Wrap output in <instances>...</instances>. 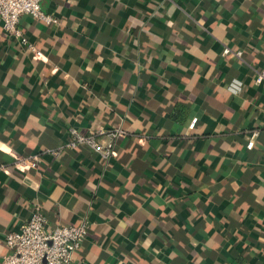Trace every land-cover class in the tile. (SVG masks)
<instances>
[{
  "label": "crops",
  "instance_id": "1",
  "mask_svg": "<svg viewBox=\"0 0 264 264\" xmlns=\"http://www.w3.org/2000/svg\"><path fill=\"white\" fill-rule=\"evenodd\" d=\"M39 8L58 24H18L41 58L0 22V259L37 203L49 228L85 220L70 264H264V0ZM69 127L124 134L107 162L46 153ZM33 154L36 168L15 165Z\"/></svg>",
  "mask_w": 264,
  "mask_h": 264
},
{
  "label": "built area",
  "instance_id": "2",
  "mask_svg": "<svg viewBox=\"0 0 264 264\" xmlns=\"http://www.w3.org/2000/svg\"><path fill=\"white\" fill-rule=\"evenodd\" d=\"M40 0H0V22L5 34L32 52L35 59L42 57V51L28 43L21 27L18 24L20 15L26 14L40 21L46 26L55 27L58 19L39 8ZM222 55L240 58L239 49L231 50L224 46ZM254 84H264V70H259L253 77ZM227 90L237 94L241 90L239 80H231ZM194 118L188 123L192 128ZM67 141L52 150L45 152L57 156L63 148L73 149L78 145L89 148L99 158L108 161L115 157L114 141L124 134L120 128L97 129L91 134H81L73 127L67 128ZM257 131L253 130L245 144L251 148ZM16 166L37 167V157L33 154L28 157L14 156ZM87 232L85 220L77 224L57 225L47 227L46 218L39 204L30 206L28 217L19 224L16 230L8 231L4 235V244L7 252L1 257L0 264H70L74 252L78 249Z\"/></svg>",
  "mask_w": 264,
  "mask_h": 264
}]
</instances>
